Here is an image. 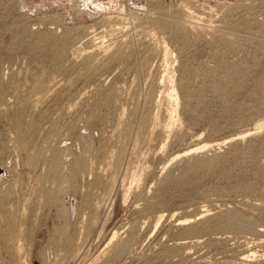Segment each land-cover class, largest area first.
Instances as JSON below:
<instances>
[{"label":"rangeland","instance_id":"rangeland-1","mask_svg":"<svg viewBox=\"0 0 264 264\" xmlns=\"http://www.w3.org/2000/svg\"><path fill=\"white\" fill-rule=\"evenodd\" d=\"M34 262L264 264V0H0V264Z\"/></svg>","mask_w":264,"mask_h":264},{"label":"bare ground","instance_id":"bare-ground-1","mask_svg":"<svg viewBox=\"0 0 264 264\" xmlns=\"http://www.w3.org/2000/svg\"><path fill=\"white\" fill-rule=\"evenodd\" d=\"M173 92H172V94L171 95H175L174 96V98L175 97H178V95H177V92H176V89H174V87L171 89ZM171 93V92H170ZM170 99V98H169ZM177 98H175V100H176ZM173 100V99H172ZM171 117V116H170ZM257 128V127H256ZM244 136V135H243ZM222 143V142H221ZM205 147V146H204ZM197 148H199V147H197ZM201 148V147H200ZM195 150H197V149H190L189 151H186V152H184V154L183 155H186V154H189V153H191V152H194Z\"/></svg>","mask_w":264,"mask_h":264},{"label":"water","instance_id":"water-1","mask_svg":"<svg viewBox=\"0 0 264 264\" xmlns=\"http://www.w3.org/2000/svg\"><path fill=\"white\" fill-rule=\"evenodd\" d=\"M33 264H39L38 262H34Z\"/></svg>","mask_w":264,"mask_h":264}]
</instances>
